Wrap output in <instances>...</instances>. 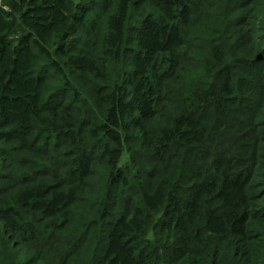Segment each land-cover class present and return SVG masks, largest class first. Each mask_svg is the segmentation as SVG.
<instances>
[{
  "label": "trees",
  "instance_id": "16d2710c",
  "mask_svg": "<svg viewBox=\"0 0 264 264\" xmlns=\"http://www.w3.org/2000/svg\"><path fill=\"white\" fill-rule=\"evenodd\" d=\"M0 264H264V0H0Z\"/></svg>",
  "mask_w": 264,
  "mask_h": 264
},
{
  "label": "built area",
  "instance_id": "2783aa9c",
  "mask_svg": "<svg viewBox=\"0 0 264 264\" xmlns=\"http://www.w3.org/2000/svg\"><path fill=\"white\" fill-rule=\"evenodd\" d=\"M5 8H8L7 6H5Z\"/></svg>",
  "mask_w": 264,
  "mask_h": 264
},
{
  "label": "water",
  "instance_id": "95a60500",
  "mask_svg": "<svg viewBox=\"0 0 264 264\" xmlns=\"http://www.w3.org/2000/svg\"><path fill=\"white\" fill-rule=\"evenodd\" d=\"M19 35L21 36V33Z\"/></svg>",
  "mask_w": 264,
  "mask_h": 264
},
{
  "label": "rangeland",
  "instance_id": "374dc122",
  "mask_svg": "<svg viewBox=\"0 0 264 264\" xmlns=\"http://www.w3.org/2000/svg\"><path fill=\"white\" fill-rule=\"evenodd\" d=\"M80 1H82V0H80Z\"/></svg>",
  "mask_w": 264,
  "mask_h": 264
}]
</instances>
